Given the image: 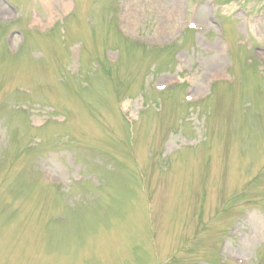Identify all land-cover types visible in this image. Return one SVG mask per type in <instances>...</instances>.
<instances>
[{
	"label": "rangeland",
	"instance_id": "obj_1",
	"mask_svg": "<svg viewBox=\"0 0 264 264\" xmlns=\"http://www.w3.org/2000/svg\"><path fill=\"white\" fill-rule=\"evenodd\" d=\"M0 264H264V0H0Z\"/></svg>",
	"mask_w": 264,
	"mask_h": 264
}]
</instances>
